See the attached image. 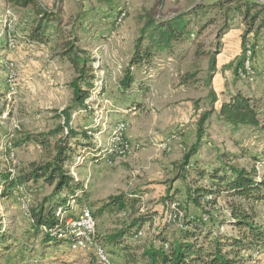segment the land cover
I'll return each instance as SVG.
<instances>
[{
	"label": "rangeland",
	"instance_id": "obj_1",
	"mask_svg": "<svg viewBox=\"0 0 264 264\" xmlns=\"http://www.w3.org/2000/svg\"><path fill=\"white\" fill-rule=\"evenodd\" d=\"M40 1L49 9L59 2ZM62 1V31H68L71 27L69 23L75 21L81 7L88 11L77 43L92 56L97 77L87 101L89 108L73 113L71 125L77 131H93V141L98 144L96 147L105 149L116 123L125 121L127 140L132 146L140 145L124 152L102 153L99 161L80 158L78 147V153L73 156L74 162L66 164L69 169L71 166L72 174L84 185L89 198L88 202H77L76 198L81 195L78 192L74 208L70 206L69 211L75 209L80 212L82 207L88 206L95 213L111 196L141 193L142 198L132 210L94 214L98 223L99 243L112 259L125 264V255L120 247L106 246V235L129 226L132 219L142 214L151 216L150 221L141 228V235L129 238V243L140 247L152 240L159 245V241L153 240L159 230L167 231L169 238L173 239L180 235L182 223L175 220L177 212L173 215L170 209L179 206L171 203V197L167 199V195H175L178 191L173 198L177 201L176 205L180 204L187 212L190 209L198 211L186 202L187 186L193 189L211 185L206 175L201 177L195 170L187 174L186 182L176 179L175 174L177 164L196 141V136L191 137L192 132L188 133L187 128L195 125L207 108L203 99L207 89L201 79L206 76L208 58L203 53L214 50L213 43L221 22L206 28L198 44L190 39L175 44L170 52L154 56L151 63L132 66L135 81L130 88L124 89L119 82L130 67L140 29L148 17H171L186 10L195 1L213 0H114L125 9L122 21L115 26L112 22L116 9L112 10L106 1ZM36 19L30 8H20L11 5L8 0H0V101L7 106L0 116V191L2 174L8 168L13 167L17 172L28 167L32 161L43 162L53 157L56 136L46 138L49 143L47 147L26 140L25 136L43 133L46 136L58 124H62L59 111L71 103L73 96L70 82L76 73L60 54L63 41L58 39L57 32L52 29L54 27L46 30V43L28 40ZM235 26L244 31L241 17L235 19L229 30ZM194 29L193 35L196 37L199 28ZM223 42L226 50L217 56L220 67L233 61L229 57L237 50L231 37L224 38ZM247 42L253 47L249 48L252 54H249L247 63L252 67L251 75L247 80L235 79L232 70H228L227 74L224 72L227 79L225 88L230 94L242 89L247 95L255 97L262 124L259 128L242 126L234 130L220 119L216 111L207 121L203 144L197 155L190 158V163H199L198 167L206 172L218 166L225 167V163L232 158L233 164L255 170L257 179L264 181V30L256 36L250 34ZM197 47L203 52L201 55L196 54ZM186 73L196 74L190 84L181 82ZM222 83V80H216L214 84L219 94ZM134 104L138 107L131 109ZM122 109L124 119L120 115ZM161 115L165 116L164 121H168L166 128L157 126ZM163 137L164 140H160ZM8 138L13 139L11 146H5ZM167 141L169 150L161 145ZM9 148V153L14 150L15 160L9 158ZM223 152L228 155L221 157ZM28 185L27 188H16L7 198H2L0 194V208L4 210L7 222L3 230L6 231V240L0 242V264H95L93 249L73 250L66 244L61 247L54 242L45 245L41 241L42 232L36 236L33 234L32 219L26 209L36 207L51 193L52 187L42 182L36 186ZM217 198L219 209L215 212H212V208L207 210L214 216L216 231L220 227L221 233L235 235L236 231L224 222L227 219L225 209L231 207V201L242 203L254 216L255 223L264 227V201H247L229 197L225 193ZM211 224L208 222V225ZM241 257L243 264H264V251L256 253L245 250Z\"/></svg>",
	"mask_w": 264,
	"mask_h": 264
},
{
	"label": "trees",
	"instance_id": "obj_2",
	"mask_svg": "<svg viewBox=\"0 0 264 264\" xmlns=\"http://www.w3.org/2000/svg\"><path fill=\"white\" fill-rule=\"evenodd\" d=\"M11 5L20 8H30L36 19L28 40L37 43H46L48 36L46 30L50 27L57 32L58 39L63 41V49L60 54L68 60L76 75L70 82L73 91L71 103L59 111V116L63 118V123L58 124L53 130L45 134H28L25 139L39 143L44 147L48 146V136H56L55 153L50 160L43 162L32 161L28 167L16 172L11 178L6 171L1 178V197L7 198L18 187L27 188V185H38L39 182L52 187L49 195L45 196L36 207H31L30 216L32 219L33 234L41 233V227L47 225L53 227L58 222L57 210L63 208L69 210V200L76 198L77 193H81L76 201L88 202V194L82 183L75 178L66 164H72L73 156L78 153L77 149L93 147V134L91 130L77 131L72 125V115L78 110L88 109L87 101L91 97V91L95 86L96 75L92 56L78 45L79 33L85 26L88 18V11L81 7L75 16V21L70 24L68 31L60 30L63 22L64 10L62 0L49 9L40 0H8ZM110 4L111 9L116 11L113 25L118 23L124 8L114 0H101ZM237 17H241L244 24L242 33V54L236 60L222 65V70L232 69L235 79L247 80L251 73L246 69L249 60L248 50L252 47L247 42L250 34L253 36L264 30V2L260 0H213L195 1L186 10L181 11L171 17L150 15L140 29V35L136 41V50L130 61V67L126 69L119 86L128 89L135 81L131 67L151 63L154 56L162 52H170L175 44L192 40L198 44L199 37L210 25L221 22L216 33V40L213 43L214 50L203 53L197 47L196 54L207 55L208 67L206 76L201 79L206 96L203 98L207 103L196 124V141L189 151L184 155L182 161L176 166V179L186 182L187 174L195 170L201 177L205 175L211 182L209 187L198 186L193 189L187 186L186 202L193 205L200 211V214H192V210L185 211L179 207L170 208L171 213L182 212L181 233L177 237L169 238L167 231L159 230L154 241H159L156 245L151 240L145 246L136 247L129 243V238L136 235L143 225L150 221L151 216L139 214L132 219L129 226L124 227L114 233L106 235V246L120 247L124 251L126 264H243L241 253L245 250H253L256 253L264 251V227L255 223L254 216L246 209L242 203L231 201L230 216L224 222L229 224L235 235L223 234L220 228L216 231L213 226L214 217L207 211L218 203L221 193L229 197H239L247 201H264V181H259L255 170L239 167L229 159L224 166L215 167L212 171L203 172L198 166L199 163H190V158L197 155L199 148L203 144V139L207 130V121L215 112V103L218 101L217 93L213 87V78L217 71V56L223 47L222 39L231 28ZM194 28H199L197 35H193ZM64 34L66 35L65 38ZM192 36L190 38L189 36ZM197 38V39H196ZM64 39V40H63ZM253 48V47H252ZM252 54V53H251ZM250 54V55H251ZM252 69V67H250ZM196 78L194 73H186L182 76V84H190ZM7 106L0 101V116L6 111ZM221 120L230 124L234 130H239L242 126L259 128L261 119L259 117L258 102L255 97L247 95L242 90H237L229 95V99L224 101L218 112ZM65 130H67L65 132ZM9 136V135H8ZM13 139L8 138L5 146H11ZM7 149V154H9ZM227 152H223L221 157H226ZM232 157V156H231ZM99 157H94L98 159ZM194 171V172H195ZM208 173V175H207ZM193 181L192 183H195ZM29 186V185H28ZM174 196V197H173ZM175 195H167L171 203H177ZM211 196V199L208 197ZM142 198L141 193H120L111 196L104 204L98 207L93 214L114 211L122 212L131 209L137 201ZM207 215L209 221H204L203 216ZM1 220V218H0ZM208 222L212 225H208ZM220 224H224L221 223ZM136 233V234H135ZM216 234V235H214ZM42 242L48 244L49 241L55 244L61 241L49 232H42ZM6 240V231L0 227V242Z\"/></svg>",
	"mask_w": 264,
	"mask_h": 264
},
{
	"label": "built area",
	"instance_id": "obj_3",
	"mask_svg": "<svg viewBox=\"0 0 264 264\" xmlns=\"http://www.w3.org/2000/svg\"><path fill=\"white\" fill-rule=\"evenodd\" d=\"M125 12L121 13L118 19V22H121ZM250 50H248V55ZM248 63V61H247ZM246 63V69L248 73H251V68ZM97 82V81H96ZM127 124L125 121H119L116 123L110 137L108 138V145L105 149H99L100 153H112L114 151L124 152L126 150H131L133 148L140 147L139 144L132 146V144L126 138ZM170 140V139H168ZM97 144V143H96ZM164 149H170L169 141L161 144ZM98 146V144H97ZM16 154L14 150H11L9 153V158L15 160ZM80 158H85L80 155ZM11 178L16 174L13 167L8 168ZM23 188V187H18ZM211 199V196L208 197ZM75 198L69 200V205L74 208ZM176 205V203H173ZM175 208V207H173ZM27 213L30 214V209L27 207ZM174 215V214H173ZM56 216L58 218L57 224L53 227H48L43 225L41 227L42 232H49L53 236L57 237L60 241L66 243L71 249H93L95 254L96 263L95 264H120L119 262L112 259V257L107 253L105 247L101 245L97 239V219L95 218L93 211L88 207L84 206L77 212L59 208L57 210ZM175 220H180L183 217V213L180 211L176 213ZM0 227L2 230L7 226L4 210L0 208ZM204 221H209L207 215L203 216ZM181 221V220H180ZM142 231H138L136 236L141 235Z\"/></svg>",
	"mask_w": 264,
	"mask_h": 264
},
{
	"label": "crops",
	"instance_id": "obj_4",
	"mask_svg": "<svg viewBox=\"0 0 264 264\" xmlns=\"http://www.w3.org/2000/svg\"><path fill=\"white\" fill-rule=\"evenodd\" d=\"M242 33H243V30H242V28H240L239 26H235V27H233L232 29H230L225 35H224V37H223V39L224 38H228V37H231V39H233V41H234V44L236 45V47H237V50H235L236 52H235V54H233L232 55V57H229L230 59H232L233 61L234 60H236L242 53H241V51H242ZM223 39H222V42H223ZM224 42H223V47H222V50H221V52L219 53V54H221L222 52L224 53V51L226 50V49H224ZM224 64H227V63H224ZM223 64V65H224ZM222 67V66H221ZM221 67L218 65V60H217V71H216V73H215V76H214V78H213V87H214V89H215V91H216V93H217V96H218V101L215 103V112L216 111H218L219 112V110H220V106H221V104L224 102V101H227L228 99H229V95H230V92L229 91H227V88H225V86H226V81H227V79L224 77V72H226V74H227V72H228V70H232V69H228V70H222L221 69ZM233 73V72H232ZM134 79H135V77H134ZM216 80H222L223 81V83H222V86L220 87V93L221 94H219L218 93V90H217V88H216V86H214V84H215V81ZM238 90H240V89H238ZM242 90V89H241ZM249 95V94H248ZM252 95V94H251ZM193 103V102H192ZM138 107V105L136 104H134V105H132L131 106V109H136ZM139 108H142V106H139ZM214 112V113H215ZM120 115H121V118L122 119H124V117H125V114H124V111H123V109L121 110V112H120ZM120 118V119H121ZM161 119L158 121V124H157V126H161V128H166V127H168L169 126V124H168V121H164V119H165V116L164 115H161V117H160ZM169 122H170V120H169ZM196 124H197V122H196ZM196 124L195 125H191V126H189L187 129H188V133L189 132H192V134H191V137H193V135L194 136H196ZM164 138L165 137H163L162 139H160V140H164ZM194 140V139H193ZM79 152L81 153H79L80 155H82L83 157H85V159H87V158H91V161H99L100 160V158L103 156V154L102 153H100V150L98 149V147H96V143L93 145V147H85V148H82V149H79ZM94 157H99L98 159H94ZM199 165V164H198ZM80 182V181H79ZM84 186V185H83ZM176 193V195H178V191H176L175 192ZM195 209H197V208H195ZM217 209H219V207H218V204H216L213 208H212V212H215V210H217ZM192 210V209H191ZM225 211L227 212V215H226V218L227 219H231V216H230V208H227V210L225 209ZM192 212V214H200V211H191ZM214 217V216H213ZM214 222H216V221H214ZM218 224V226H220L219 225V223H217ZM222 226V225H221ZM220 228V227H219ZM42 241V240H41ZM51 243H53V242H51V241H49V243L48 244H51ZM64 244H66V243H64L63 241H61V243H59V244H57V245H60L61 247H63V246H65ZM131 245H132V243H130ZM45 245H47V244H45ZM67 245V244H66ZM119 247V246H118ZM122 251V250H121ZM123 253H124V251H122ZM118 262V261H117ZM125 264H126V261H125Z\"/></svg>",
	"mask_w": 264,
	"mask_h": 264
}]
</instances>
